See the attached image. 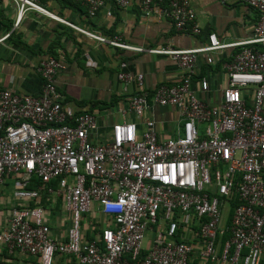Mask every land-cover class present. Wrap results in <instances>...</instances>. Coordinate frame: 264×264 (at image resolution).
Listing matches in <instances>:
<instances>
[{
	"label": "built area",
	"instance_id": "2783aa9c",
	"mask_svg": "<svg viewBox=\"0 0 264 264\" xmlns=\"http://www.w3.org/2000/svg\"><path fill=\"white\" fill-rule=\"evenodd\" d=\"M16 27L28 9L36 10L112 47L168 56L179 71L150 95L140 89L129 98L133 120L110 125L99 137L95 115L76 112L64 102L55 83L60 60L38 65L41 90L21 95L0 87V184L13 177L7 226L0 244L8 252L31 255L38 264H55L63 256L76 264H187L193 246L179 231L195 233L205 262L260 264L264 255V0H239L258 13L250 38L222 42L208 33L205 44L191 48L165 45L143 48L118 35L104 36L63 19L32 0H12ZM93 16L105 0H80ZM126 7L130 0H112ZM145 15L169 18L182 33L200 27L189 0H140ZM9 34V33H8ZM6 34L3 39L8 36ZM258 44V48L254 47ZM240 46L225 65L226 85L217 102L197 96V57ZM120 63L125 83L143 85ZM198 91H208L205 76ZM252 89L246 102L244 90ZM172 106L176 135L161 137L148 116L151 105ZM121 111V109H120ZM123 112V111H122ZM37 181L34 182L33 179ZM236 199L229 225L223 228V204ZM43 200H59L65 231L53 234ZM105 224L91 225V213ZM68 214V215H67ZM229 238L218 253L219 236ZM149 237L147 246L143 240ZM145 251V252H144Z\"/></svg>",
	"mask_w": 264,
	"mask_h": 264
},
{
	"label": "crops",
	"instance_id": "0c3cea01",
	"mask_svg": "<svg viewBox=\"0 0 264 264\" xmlns=\"http://www.w3.org/2000/svg\"><path fill=\"white\" fill-rule=\"evenodd\" d=\"M32 1L84 29L107 37L118 35L121 40L146 49L165 45L177 48L199 46L206 43L208 33H215L225 43L247 39L252 36L259 16L255 9L239 0H189L200 27V33L192 35L177 31L169 18L153 13L145 15L141 10L140 0H130L126 7L116 6L112 0H105L93 16L87 15V8L80 0ZM16 12V5L12 0H0V38L9 33L0 40V87L21 95L38 94L43 81L37 70L39 63L48 57L60 60L63 67L56 72L55 83L63 101L70 103L76 112H92L96 117L101 139L108 134L112 123L135 118L128 111V101L137 90L142 89L150 95L161 83H171L179 77L176 64L166 55L120 49L100 43L33 9L26 10L15 27ZM258 46L254 44V47ZM239 48L240 46H230L212 53V63L206 62L205 54L198 55V78L205 76L208 82V91L201 93L198 91V78L193 81L192 87L198 97L209 103L218 101L220 91L226 85L225 65L232 60ZM122 62L125 63V71L142 74L141 88H137L134 82L125 83L118 78ZM243 92L249 103L252 89ZM147 115L156 120L161 137L176 135L178 117L174 107L152 104ZM12 182L13 177L10 175L0 184V231L7 226L13 205ZM230 202L227 201L229 204ZM46 208L49 209L47 212L52 233L65 231L69 221L68 217L62 220L64 213L61 204H47ZM228 208L224 210L223 228L228 226ZM90 215L91 225L105 224L103 215L94 212ZM194 226L193 232L179 231L177 235L178 238H186L193 246L187 264H223L221 261L212 263L202 259L201 243L194 234L199 227ZM225 232L229 234L224 230L219 237ZM216 246L219 253L222 247L219 246V241ZM0 264L38 262L31 255L8 252L0 244ZM55 264L76 262L61 256L56 259Z\"/></svg>",
	"mask_w": 264,
	"mask_h": 264
},
{
	"label": "trees",
	"instance_id": "16d2710c",
	"mask_svg": "<svg viewBox=\"0 0 264 264\" xmlns=\"http://www.w3.org/2000/svg\"><path fill=\"white\" fill-rule=\"evenodd\" d=\"M33 181L34 182H36L37 181V179L36 178H34L33 179ZM231 202H230V207L228 208V211H227V217H226V223H228V225H229V220H230V216H231V213H232V210H233V207L235 206V204L237 203V201L236 200H230ZM43 205L44 206H47V204L49 203V201H47V200H43ZM60 204V201L58 200L57 202H56V206H58ZM229 238V234H227L226 232L221 236V237H219L218 239V241H219V246L221 247L222 245H223V243L227 240ZM145 252V251H144ZM238 264H241V263H238ZM260 264H264V255H263V258L261 259V261H260Z\"/></svg>",
	"mask_w": 264,
	"mask_h": 264
},
{
	"label": "rangeland",
	"instance_id": "374dc122",
	"mask_svg": "<svg viewBox=\"0 0 264 264\" xmlns=\"http://www.w3.org/2000/svg\"><path fill=\"white\" fill-rule=\"evenodd\" d=\"M229 205H230L229 203L224 202V204H223L224 210L227 209L229 207ZM225 211L223 212V215H225ZM148 240H149V237H146L145 240H143V246H146L147 245V243H148L147 241Z\"/></svg>",
	"mask_w": 264,
	"mask_h": 264
}]
</instances>
